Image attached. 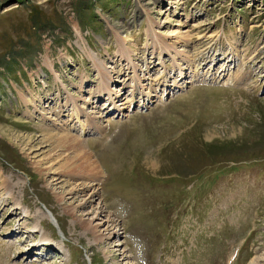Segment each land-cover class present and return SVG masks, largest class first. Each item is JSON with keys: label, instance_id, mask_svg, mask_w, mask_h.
<instances>
[{"label": "rangeland", "instance_id": "rangeland-1", "mask_svg": "<svg viewBox=\"0 0 264 264\" xmlns=\"http://www.w3.org/2000/svg\"><path fill=\"white\" fill-rule=\"evenodd\" d=\"M263 253L264 0H0V264Z\"/></svg>", "mask_w": 264, "mask_h": 264}, {"label": "bare ground", "instance_id": "bare-ground-1", "mask_svg": "<svg viewBox=\"0 0 264 264\" xmlns=\"http://www.w3.org/2000/svg\"><path fill=\"white\" fill-rule=\"evenodd\" d=\"M124 39V38H123ZM125 40H128L127 38H125ZM124 40V41H125ZM234 80H231V81H229L231 84H233L232 82H233ZM105 82V81H104ZM93 128H95V129H98V127H97V124L95 123V124H90ZM65 126H67V125H65ZM81 127H82V124H81ZM64 131H66L65 129H63ZM44 131L46 132V133H49V130H48V128L47 129H44ZM78 131H79V129H78ZM86 131V130H85ZM85 131H84V133H85ZM84 136V135H83ZM43 137H45V136H43ZM61 137V139H60V141H62L63 139V141L64 142H66L65 144L67 145V146H72V145H74V148H77L80 152H81V154L82 153H84V149H83V147H82V141L81 140H79L77 137H75V136H71V137H69V136H67V135H61L60 136ZM81 145V146H80ZM81 148V149H80ZM17 207V206H16ZM47 213V212H46ZM48 217H50V215L48 214ZM52 220L54 221V219L52 218ZM40 242H42L41 244H45L46 243V239L45 238H41L40 239ZM255 264H264V253L263 254H261L260 256H257L256 258H255ZM263 261V263H261Z\"/></svg>", "mask_w": 264, "mask_h": 264}]
</instances>
